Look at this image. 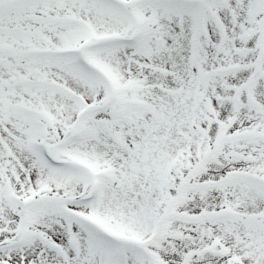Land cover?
I'll return each mask as SVG.
<instances>
[{
    "label": "snow or ice",
    "instance_id": "obj_1",
    "mask_svg": "<svg viewBox=\"0 0 264 264\" xmlns=\"http://www.w3.org/2000/svg\"><path fill=\"white\" fill-rule=\"evenodd\" d=\"M0 264H264V0H0Z\"/></svg>",
    "mask_w": 264,
    "mask_h": 264
}]
</instances>
